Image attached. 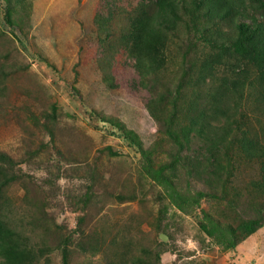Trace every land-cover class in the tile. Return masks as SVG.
Segmentation results:
<instances>
[{
    "label": "rangeland",
    "instance_id": "rangeland-1",
    "mask_svg": "<svg viewBox=\"0 0 264 264\" xmlns=\"http://www.w3.org/2000/svg\"><path fill=\"white\" fill-rule=\"evenodd\" d=\"M140 2L0 0V152L18 177L3 190L4 214L36 252L35 264H264V196L252 188L260 164L238 149L244 128L264 142V102L245 89L236 111L211 121L213 131L231 122L233 137L212 150L195 137L184 144L179 127L188 99L199 95L198 109L205 108L207 87L235 77L236 66L215 65L208 83L195 88L189 77L211 45L182 24L163 77L141 86L134 61L119 46H102L95 23L110 15L118 36ZM193 58L197 65L186 71ZM114 123L155 164L167 163L178 188L207 193L201 208L214 219L235 226L257 214L262 226L222 252L196 218L163 199L139 169L138 148Z\"/></svg>",
    "mask_w": 264,
    "mask_h": 264
},
{
    "label": "trees",
    "instance_id": "trees-1",
    "mask_svg": "<svg viewBox=\"0 0 264 264\" xmlns=\"http://www.w3.org/2000/svg\"><path fill=\"white\" fill-rule=\"evenodd\" d=\"M16 1L22 4L26 2ZM140 1L134 12L126 18L127 23L121 27L118 36L110 32V15L106 18L97 17L95 23L99 24L100 33L105 34L101 45L110 49L117 46L124 49L128 59L134 61L133 67L138 74L140 85L145 87V80L148 77L157 81L163 77L167 52L173 54L172 44L180 39L179 30L182 24L188 35L191 31L194 32L193 39L206 35L204 41L211 45V50L208 55L200 56L203 60L198 61L196 74L189 77L191 83L195 88L196 85L208 83L206 80L212 78L214 66L224 64L227 60L229 66H236L233 69L235 77L217 79L213 88L211 85L207 87L209 90L211 88V91L207 93L209 100L205 108L198 109L199 95L188 99L186 109L182 112L183 124L180 125L179 132L181 140L188 146L193 144L194 141L191 139L194 137L197 140L201 139L198 142L202 141L211 150L221 146L230 136L233 137V124L226 122L224 126H219L218 130L213 131L211 121L218 119L220 114L224 117L229 111H236L238 101L245 97L244 94L247 95L245 89L252 90L261 104L264 102V0ZM250 7L261 13H258V16L244 15ZM109 12L111 13V10ZM5 19L13 26L7 9ZM219 45L223 48H219L217 54L214 50ZM193 60V64L186 71L190 72L197 65V59ZM108 81L111 83V80ZM164 88L167 91L163 93L170 95L169 87ZM228 93L230 98L224 99ZM232 97L234 101H231V105L225 106ZM152 106L154 101L150 104V112L153 110ZM114 127L121 132L125 140L138 148L141 156L139 169L160 188L163 199L183 215L196 218L199 230L222 252L234 250L242 237L255 233L262 226L263 219L257 214L240 220L235 226L214 219L201 208L202 198L207 193L178 188L165 172L167 163L155 164L149 153L132 137L130 131H126L120 123H114ZM243 132L238 149L246 159L259 160L261 178L252 183V188L255 194L264 196V142L252 135L249 127L244 128ZM176 159L174 158V161ZM14 163L8 155L0 152V264H35L36 252L28 243L25 244V239L20 237L16 226L4 214L3 190L18 179L14 175L16 171ZM216 170L229 172L231 169L216 166ZM251 194L253 195L252 192Z\"/></svg>",
    "mask_w": 264,
    "mask_h": 264
}]
</instances>
